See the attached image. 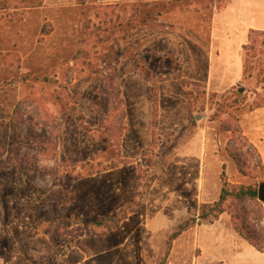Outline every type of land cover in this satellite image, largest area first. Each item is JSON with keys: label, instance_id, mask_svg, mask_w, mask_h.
<instances>
[{"label": "rangeland", "instance_id": "374dc122", "mask_svg": "<svg viewBox=\"0 0 264 264\" xmlns=\"http://www.w3.org/2000/svg\"><path fill=\"white\" fill-rule=\"evenodd\" d=\"M210 2L0 0V264H159L186 220L168 264H252L230 227L263 236L264 203L197 217L264 184V37L212 46ZM218 52L233 69L211 76ZM128 206L113 230L91 223Z\"/></svg>", "mask_w": 264, "mask_h": 264}, {"label": "crops", "instance_id": "0c3cea01", "mask_svg": "<svg viewBox=\"0 0 264 264\" xmlns=\"http://www.w3.org/2000/svg\"><path fill=\"white\" fill-rule=\"evenodd\" d=\"M107 4H113L118 2H152L158 0H101ZM211 11L210 16L207 22V29L209 32L210 42L213 45V39L216 36H223V39L229 41L233 36L239 33L242 36L241 42H239L237 49L240 51L241 48L247 41L249 34L253 31L255 32H264V0H228L226 5L217 9L215 6V0L210 2ZM232 12H236L235 14V22L239 24L236 28H231V19ZM222 38V37H221ZM216 49V48H215ZM215 53V52H214ZM212 54L208 58V66L207 70L210 75H214L216 65L221 66L224 70H231L232 66L228 65V69L221 62L222 55L220 52L218 54ZM217 53V52H216ZM219 67V68H221ZM233 69V68H232ZM232 71V70H231ZM220 222H216L213 226H217ZM232 234L230 239L232 240L233 246H237V251H243L246 255L249 256L248 261H251L252 264H264V252H259L250 246L245 240H243L238 234H236L232 227ZM223 263V262H222ZM80 264V263H79Z\"/></svg>", "mask_w": 264, "mask_h": 264}, {"label": "trees", "instance_id": "16d2710c", "mask_svg": "<svg viewBox=\"0 0 264 264\" xmlns=\"http://www.w3.org/2000/svg\"><path fill=\"white\" fill-rule=\"evenodd\" d=\"M80 5L85 4V0H76ZM253 34H256V36L264 37V32H251L249 35L248 40L252 41ZM247 47V46H245ZM244 47V48H245ZM109 169H113L108 168ZM106 170V169H105ZM103 170V171H105ZM98 173V172H96ZM225 185L226 182H224ZM229 186V185H228ZM233 187V190H228L226 187L221 189L220 195L218 197V200L213 203L212 205L209 204H203L200 206V214L197 217L199 220L207 222L209 224H212L214 221L218 220V218L225 213V203L230 198H234L236 201L244 202V201H250V202H257V191L252 189H247L243 187H235V186H229ZM134 206H128L124 209L119 210L117 213L113 215H108L104 217L97 218L96 220H93L91 223H93L94 226L99 228H104L108 230H113L116 228L123 220L126 219V217L134 211ZM260 212V210H259ZM256 212L254 220L261 223L263 221L264 216L261 214V212ZM232 229L233 231L238 234L243 240H245L250 246H252L254 249H256L259 252H264V235L261 236V234H258L255 230L250 228L247 223L244 216H236L232 217ZM194 225V220H186L184 222L179 223L169 236L166 246L167 250L163 257V259L159 262V264H168L167 263V256L168 251L170 248V244L172 241H174L176 238H178L182 233L187 231L189 228H191ZM88 227V225L86 226ZM75 255V256H73ZM71 260L78 264L83 261V255L80 252H77V250H73L70 255ZM30 260V259H29ZM33 264H42L43 262L40 261H31Z\"/></svg>", "mask_w": 264, "mask_h": 264}, {"label": "water", "instance_id": "95a60500", "mask_svg": "<svg viewBox=\"0 0 264 264\" xmlns=\"http://www.w3.org/2000/svg\"><path fill=\"white\" fill-rule=\"evenodd\" d=\"M257 198L260 202L264 203V184H261L257 190Z\"/></svg>", "mask_w": 264, "mask_h": 264}]
</instances>
